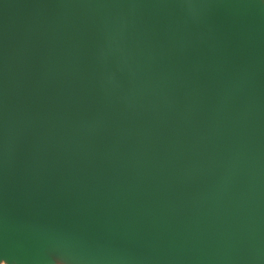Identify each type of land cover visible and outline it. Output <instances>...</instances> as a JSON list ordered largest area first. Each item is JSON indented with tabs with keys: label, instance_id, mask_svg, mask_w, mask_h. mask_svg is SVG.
Wrapping results in <instances>:
<instances>
[{
	"label": "water",
	"instance_id": "obj_1",
	"mask_svg": "<svg viewBox=\"0 0 264 264\" xmlns=\"http://www.w3.org/2000/svg\"><path fill=\"white\" fill-rule=\"evenodd\" d=\"M4 264H264V3L0 0Z\"/></svg>",
	"mask_w": 264,
	"mask_h": 264
},
{
	"label": "snow or ice",
	"instance_id": "obj_2",
	"mask_svg": "<svg viewBox=\"0 0 264 264\" xmlns=\"http://www.w3.org/2000/svg\"><path fill=\"white\" fill-rule=\"evenodd\" d=\"M178 2L183 3L185 0H178ZM261 3H264V0H260ZM5 261H8L7 258H5L2 253H0V264H4ZM61 264H63V261H61Z\"/></svg>",
	"mask_w": 264,
	"mask_h": 264
},
{
	"label": "clouds",
	"instance_id": "obj_3",
	"mask_svg": "<svg viewBox=\"0 0 264 264\" xmlns=\"http://www.w3.org/2000/svg\"><path fill=\"white\" fill-rule=\"evenodd\" d=\"M56 264H61V261H57Z\"/></svg>",
	"mask_w": 264,
	"mask_h": 264
}]
</instances>
